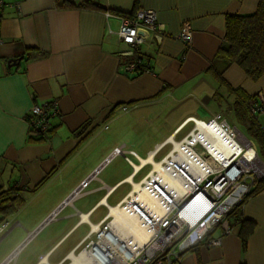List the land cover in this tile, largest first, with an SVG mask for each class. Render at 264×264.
Instances as JSON below:
<instances>
[{
    "label": "crops",
    "instance_id": "1",
    "mask_svg": "<svg viewBox=\"0 0 264 264\" xmlns=\"http://www.w3.org/2000/svg\"><path fill=\"white\" fill-rule=\"evenodd\" d=\"M61 1L0 6V204L8 205L0 219L12 225L0 239V263L19 247L9 264H89L80 255L84 243L117 219L128 193L189 133V117H210L224 102L233 113L229 88L256 101L264 95V76L252 81L236 64L219 75L213 66L225 16L251 13L259 0H94L115 12L64 8ZM136 6L155 10L167 35L137 48L149 70L125 74L130 46L116 31L120 15ZM183 23L192 31L190 46L177 38ZM51 99L58 113L48 138L30 141L25 114ZM170 100L188 109L161 117L157 110ZM115 147L121 153L113 154ZM15 196L22 202L9 206ZM241 213L254 223L245 251L236 223L219 245L200 243L175 264H264V192L249 196ZM109 232L122 243L117 225Z\"/></svg>",
    "mask_w": 264,
    "mask_h": 264
},
{
    "label": "built area",
    "instance_id": "2",
    "mask_svg": "<svg viewBox=\"0 0 264 264\" xmlns=\"http://www.w3.org/2000/svg\"><path fill=\"white\" fill-rule=\"evenodd\" d=\"M3 4V0H0V6ZM10 5L19 8L18 3ZM116 35L121 42L130 46L125 54L131 56L145 41L151 39L160 43L167 34L157 21L155 10L139 8L120 15ZM177 38L186 46L191 45L192 31L188 23L182 24ZM137 64V60L129 62L121 71L137 74ZM250 112L255 119H264V95H259ZM57 113L58 104L54 99L34 103L25 114L29 133H46L51 127V118ZM198 120L206 122L209 127L218 125L236 144L228 142L229 145L225 147L228 153L224 154L215 144L219 128L203 137L199 135ZM187 121L193 123L189 133L177 142L178 147L171 142V150L128 193L120 207L127 209L148 231L146 241L138 247H134L131 241L119 243L110 234L112 224L108 221L95 237L87 239L82 248V251L91 254L97 264H105L100 259L107 261L109 247L104 240L108 238L117 241L118 253L125 258L118 264H174L180 262L184 252L198 244L219 245L222 237L231 232L227 216L250 192L253 182L264 178V160L258 155L252 141L242 136L243 142L237 135V128L232 127L219 113L207 120L189 117ZM248 148L252 150L251 156L245 155ZM119 153L121 147H115L113 154ZM130 153L135 154L133 151ZM79 191L74 190L72 196L78 195ZM261 192H264V188ZM141 193H146L153 200V207H148L141 200ZM155 206L161 210L160 215L154 212ZM55 214L56 211L49 219ZM11 227L8 220L0 219V239ZM18 248L0 264L14 263Z\"/></svg>",
    "mask_w": 264,
    "mask_h": 264
},
{
    "label": "trees",
    "instance_id": "3",
    "mask_svg": "<svg viewBox=\"0 0 264 264\" xmlns=\"http://www.w3.org/2000/svg\"><path fill=\"white\" fill-rule=\"evenodd\" d=\"M137 4L138 0H135V5ZM59 5L64 8L77 7L96 11L115 12L113 10H107L94 0H62ZM123 14L126 15V13ZM135 60L138 61L135 69L138 72L137 74L149 70L148 59H144L137 48L125 63L127 64ZM232 64L239 66L252 81H256L264 76V0H259L255 11L251 13L227 14L225 16L223 44L218 48L214 56L213 66L219 68L218 74L221 75ZM229 90L230 94L231 92L234 94V117L244 127L246 133L250 136L249 139L256 144L257 153L264 160V125L255 119L250 112V107L256 100L254 96L248 95L239 88H229ZM50 131L51 127L46 133H30L29 139L35 142L44 141L48 138ZM262 188H264V178L255 180L250 192L244 196L242 201L227 216L230 227L236 223L239 224L238 235L243 251L247 248V241L253 231L254 223L243 217L241 206L249 196L260 192ZM10 200L9 206L22 202V198L17 196L10 197ZM7 206L0 204V211H6Z\"/></svg>",
    "mask_w": 264,
    "mask_h": 264
},
{
    "label": "bare ground",
    "instance_id": "4",
    "mask_svg": "<svg viewBox=\"0 0 264 264\" xmlns=\"http://www.w3.org/2000/svg\"><path fill=\"white\" fill-rule=\"evenodd\" d=\"M213 127L212 126L209 127L206 124V122H203V121L201 122V120H198L199 135L203 137H206L208 133H210L213 129L219 128V132L216 134L217 140L215 144L218 149L224 152V154L228 153L225 150V147L229 145L228 142H232L236 144V141L233 142L228 137L227 133L221 130V128L218 125L213 124ZM175 145H176L175 147H178L177 142L175 143ZM251 154H252V150L248 148L245 155L251 156ZM155 163H156L155 167H157V162ZM140 197H141V200L145 204H147L148 207L154 206L153 200L146 193H141ZM154 209H155L154 212L156 214L158 215L161 214V210L158 207L155 206ZM116 218L117 219H115V221L112 222L111 224L115 226L117 225L118 231L119 229H121L123 237L121 238L122 240H120V242L127 244V241H131L134 247H138L146 241L148 237V231H146V229H144V227L141 226V224L139 223V220H137L127 209L120 208L119 215L116 216ZM104 241L109 247V250L107 251L108 258H107V261L100 259V262H103L105 264H110V261H112L113 264H118V262H121V261L123 262L125 258L121 254L118 253V249L116 247L117 241H114V239L110 240L109 238L105 239ZM80 255H81L82 260H86V262H89V264H97V261L94 262L93 257L91 256L89 252L84 251Z\"/></svg>",
    "mask_w": 264,
    "mask_h": 264
},
{
    "label": "rangeland",
    "instance_id": "5",
    "mask_svg": "<svg viewBox=\"0 0 264 264\" xmlns=\"http://www.w3.org/2000/svg\"><path fill=\"white\" fill-rule=\"evenodd\" d=\"M179 103H175L173 100H170V102H168V103H165L164 105H162V106H160V107H163L161 110H157L158 111V113H159V115L161 116V117H167L169 114H171L172 115V119H175L178 115H179V113H181V112H184V110H186V109H188V107H184V105H178ZM226 102H224V104L223 105H221V107H220V109L219 110H217V111H215L214 110V114L213 115H216V114H220L221 116H222V118H226L225 120L228 122V123H230V125L232 126V127H235V126H233L232 124H234V125H236L237 126V130H239L240 132L238 133V137L243 141V142H245V140H244V138L242 137V136H245L246 138H248L249 139V135L246 133V131H245V129H244V127L235 119V117H234V115H233V113L231 112V111H229V110H227V108H226ZM178 108L180 109L179 110V112H178ZM184 108V109H183ZM200 114V113H199ZM212 115V116H213ZM212 116H210V117H206V116H204L203 117V119L204 120H207V119H209V118H211ZM236 128V127H235ZM242 135V136H241ZM169 147V146H168ZM168 147H166L162 152H161V154H163L167 149H168ZM161 154H159L157 157H156V159H158L159 157H160V155ZM112 261H110V263H111ZM113 263V262H112Z\"/></svg>",
    "mask_w": 264,
    "mask_h": 264
},
{
    "label": "water",
    "instance_id": "6",
    "mask_svg": "<svg viewBox=\"0 0 264 264\" xmlns=\"http://www.w3.org/2000/svg\"><path fill=\"white\" fill-rule=\"evenodd\" d=\"M20 59L21 58L19 57V58H13V59L8 60L7 62L8 67L16 66L18 62L20 61ZM72 194L66 199V201L72 196Z\"/></svg>",
    "mask_w": 264,
    "mask_h": 264
}]
</instances>
